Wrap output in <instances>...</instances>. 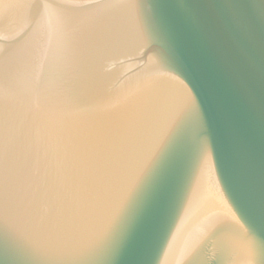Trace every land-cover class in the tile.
Instances as JSON below:
<instances>
[{"label": "water", "instance_id": "obj_1", "mask_svg": "<svg viewBox=\"0 0 264 264\" xmlns=\"http://www.w3.org/2000/svg\"><path fill=\"white\" fill-rule=\"evenodd\" d=\"M0 264H264V0H0Z\"/></svg>", "mask_w": 264, "mask_h": 264}]
</instances>
